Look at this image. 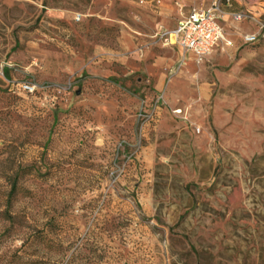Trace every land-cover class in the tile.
Here are the masks:
<instances>
[{
  "label": "rangeland",
  "instance_id": "obj_1",
  "mask_svg": "<svg viewBox=\"0 0 264 264\" xmlns=\"http://www.w3.org/2000/svg\"><path fill=\"white\" fill-rule=\"evenodd\" d=\"M219 1L196 65L214 0H0V264H264V0Z\"/></svg>",
  "mask_w": 264,
  "mask_h": 264
},
{
  "label": "built area",
  "instance_id": "obj_2",
  "mask_svg": "<svg viewBox=\"0 0 264 264\" xmlns=\"http://www.w3.org/2000/svg\"><path fill=\"white\" fill-rule=\"evenodd\" d=\"M220 3L221 1L214 0L213 5L208 8L192 7L188 16L179 22L170 35L171 40L174 35L178 47L192 55L196 65H202L217 48L234 46L220 23ZM243 41L244 44H256L258 37L247 35ZM22 89L25 93H33L35 90L29 84H24ZM174 114L183 118V110H176Z\"/></svg>",
  "mask_w": 264,
  "mask_h": 264
},
{
  "label": "crops",
  "instance_id": "obj_3",
  "mask_svg": "<svg viewBox=\"0 0 264 264\" xmlns=\"http://www.w3.org/2000/svg\"><path fill=\"white\" fill-rule=\"evenodd\" d=\"M190 10L191 9H189L187 12H184L183 10H181V12H180V14H179V17H178V19H177V22H176V26H175V29L177 28V26H178V24H179V22L184 18V17H186V16H188V14L190 13ZM220 23H221V20H220ZM221 25H222V23H221ZM223 27V26H222ZM225 34H226V32H225ZM226 36H227V34H226ZM228 38V37H227ZM229 40H231L230 38H228ZM232 41V40H231ZM233 42V41H232ZM171 43H172V45H175V46H177L176 44H175V41H173V38H172V40H171ZM178 47V46H177ZM182 52H184L180 47H178ZM221 48V47H220ZM217 49H219V48H217ZM184 53H187V52H184ZM188 55H190L189 53H187ZM190 56H192V55H190ZM163 79L161 78V79H159V82H158V85H159V88L162 86V84H163Z\"/></svg>",
  "mask_w": 264,
  "mask_h": 264
},
{
  "label": "bare ground",
  "instance_id": "obj_4",
  "mask_svg": "<svg viewBox=\"0 0 264 264\" xmlns=\"http://www.w3.org/2000/svg\"><path fill=\"white\" fill-rule=\"evenodd\" d=\"M172 38H173V41H175V37H174V35L172 36Z\"/></svg>",
  "mask_w": 264,
  "mask_h": 264
}]
</instances>
